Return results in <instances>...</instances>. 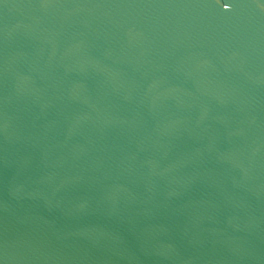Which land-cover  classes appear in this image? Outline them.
<instances>
[{
    "label": "water",
    "instance_id": "1",
    "mask_svg": "<svg viewBox=\"0 0 264 264\" xmlns=\"http://www.w3.org/2000/svg\"><path fill=\"white\" fill-rule=\"evenodd\" d=\"M0 264H264V0H0Z\"/></svg>",
    "mask_w": 264,
    "mask_h": 264
}]
</instances>
